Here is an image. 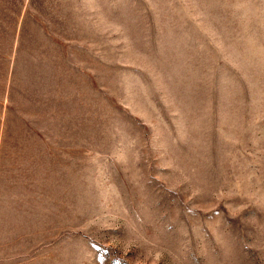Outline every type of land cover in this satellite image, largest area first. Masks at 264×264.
I'll return each mask as SVG.
<instances>
[{
    "label": "rangeland",
    "instance_id": "1",
    "mask_svg": "<svg viewBox=\"0 0 264 264\" xmlns=\"http://www.w3.org/2000/svg\"><path fill=\"white\" fill-rule=\"evenodd\" d=\"M0 264H264V0H0Z\"/></svg>",
    "mask_w": 264,
    "mask_h": 264
}]
</instances>
